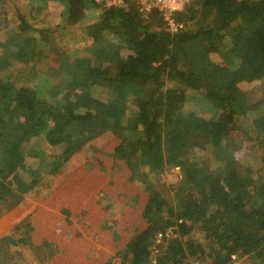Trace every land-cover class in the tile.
Listing matches in <instances>:
<instances>
[{"label": "trees", "instance_id": "obj_1", "mask_svg": "<svg viewBox=\"0 0 264 264\" xmlns=\"http://www.w3.org/2000/svg\"><path fill=\"white\" fill-rule=\"evenodd\" d=\"M21 4L27 14L15 0H0V210L29 182L66 163L92 121L116 126L130 93L137 119L128 125L122 119V133L130 128L138 139L122 141V158L127 180L148 195L143 224L128 226L127 243L116 244L119 264H154V234L173 224L178 230L158 244L157 264H234L239 257L264 264V94L251 102L239 86L264 80V0H192L174 14L184 24L179 31L158 7L145 10L137 0ZM53 8L61 22L89 12L84 22L92 41L61 47L83 37L77 28L70 36L43 37ZM41 43L58 56L43 55ZM53 58L60 70L40 83L44 70L30 67ZM191 90L201 92L213 117L186 108ZM106 95L112 98L104 109L99 100ZM242 148L256 161L242 163L247 154L236 153ZM174 167L180 178L168 182L164 174ZM115 202L108 192L101 206L117 220L125 207L112 208ZM3 224L0 245L8 237ZM90 251H82L81 264L115 263Z\"/></svg>", "mask_w": 264, "mask_h": 264}, {"label": "crops", "instance_id": "obj_2", "mask_svg": "<svg viewBox=\"0 0 264 264\" xmlns=\"http://www.w3.org/2000/svg\"><path fill=\"white\" fill-rule=\"evenodd\" d=\"M117 165L122 179H127L130 169L126 160L118 161L105 175L103 170L99 169L92 177L99 178L101 183L109 181L110 177L106 179L105 176L111 175ZM58 166L60 165L51 168L48 174H45L48 179L42 181L50 180L47 183L50 188L45 191V185L44 191H34L23 196L20 204L10 212L13 215L11 221L1 226L2 232L8 237L6 242L0 245V264H81L82 251L94 254V251H90L93 249L97 250L102 263H105L112 256L106 247L116 248L119 237L124 240L122 246L127 243L122 234L129 228L128 225H122L118 237L116 234L119 223L128 215V207L124 205L122 218L116 220L110 218L106 206H101L102 197L108 192L112 193L117 201L115 192L107 191L96 202L91 201V197L89 199L87 195H81V183L85 180L80 177L78 184L72 182L71 187V170H66L67 166ZM90 181L86 180V184H90ZM68 187L76 192L67 193ZM41 188L42 185H39V189ZM125 197L123 195V199ZM111 207L122 209L120 203ZM23 209L25 211L21 214ZM114 224L116 225L112 227Z\"/></svg>", "mask_w": 264, "mask_h": 264}, {"label": "rangeland", "instance_id": "obj_3", "mask_svg": "<svg viewBox=\"0 0 264 264\" xmlns=\"http://www.w3.org/2000/svg\"><path fill=\"white\" fill-rule=\"evenodd\" d=\"M18 4V8L20 11H24L25 14H27L26 9L23 8V5L21 4L22 0H15ZM139 5H141L140 0H137ZM192 0L189 1V3ZM25 3L27 1H24ZM48 2V1H47ZM90 6L92 4L90 3ZM55 8L51 9L52 12V19L49 21L51 24L50 26H43L44 28H49L51 31L46 32L44 34H41L43 37L47 38L48 35H51L53 39H55V34H62L64 36H70V30L71 28H77L80 29L81 34L83 37L80 38L77 42L73 43L68 38L64 40V46H61L63 48L68 49L70 46H79L88 44L92 41L90 37L86 35V26H85V20H88L91 15H88L89 12H85L77 22L71 23L70 20H62L61 18H58L56 16ZM58 12V11H57ZM59 23V24H58ZM85 35V36H84ZM69 41V42H68ZM42 47L40 49L42 50L43 55H49L56 51L55 49H52L51 51L49 48L44 46L43 43H41ZM49 47V46H48ZM41 50H37L38 57L41 54ZM52 57L56 58L58 55L53 53L51 55ZM51 61V63L45 65L43 62H37L34 63L31 67L38 68L40 70H44V73L40 75L39 82L41 83L42 80L50 79L49 74L50 71L52 72H58L61 68V62L60 60H54ZM48 70V71H46ZM38 82V81H37ZM38 82V83H39ZM242 91L249 92L248 100L249 101H257L263 94H264V80H254V81H242L239 84ZM189 92V97L186 102V108L189 110L197 111L199 114H201L204 117H213L215 110L211 108V105L208 104V101L205 99L203 95H201V92L198 90H191ZM133 95L129 93L128 101H127V108H126V114H124L122 118V111H119L117 114H120L119 116H116L114 120L118 123L116 126H110L108 124H103L101 122L92 121L91 126L89 127V130L86 131L85 136V143L76 145L74 144L71 148H75L72 156L67 160V164H59L58 167L67 166L65 169L71 170V178H70V186H72V182L74 184H78V179L81 177V179H84L85 182L81 183L82 186V193L81 195H87V197H91V201L96 202L99 197H101L104 193L107 191L115 192L117 202L121 205L124 204L128 207L127 212L128 215L125 216L124 221L119 223V230L117 231L116 237H118V234L120 233V230L122 229V225L130 226V225H142L143 224V210L141 209V206H143L147 201V192L144 190L143 186L136 182L132 183L126 178L122 179V174L117 171L119 165H117L116 169L114 170V174L107 175L105 178L110 177V180H105L104 183H101L100 179L93 178L92 175L96 172H93V170L98 171L101 167L106 168V170L102 168V173L105 175V172H108L109 169L113 168L118 161L124 159L122 158V141L126 140L127 144L130 142L129 140L132 139L136 141L138 139V133L134 132L132 129L128 128L130 132L122 133V119L125 120L126 124L128 125L129 122L135 121L137 119V107L132 99ZM112 98V95H106L103 96L99 101L100 103L103 102V105L106 107H103L106 109L109 104L111 105L110 99ZM93 110V109H92ZM95 114V112H93ZM88 125V124H87ZM87 125L84 126V128H81L82 131H84L87 127ZM140 128V124L137 126ZM75 134V132H73ZM125 134V136H123ZM126 137V138H125ZM68 147V145H66ZM78 146V147H77ZM81 146V147H80ZM244 148V147H243ZM239 149L238 152H236L239 156L244 153L247 154V156H244L241 158V162L246 163H252L256 161V157H254L253 152H248L245 149ZM246 150V151H245ZM50 159V158H49ZM48 161V160H47ZM50 161V160H49ZM48 161V162H49ZM88 162H92L94 164V168L88 170L90 167L87 166ZM127 162V161H126ZM56 166V165H55ZM54 166V167H55ZM74 166V167H73ZM73 167V168H72ZM176 171L169 170L165 172V177L168 182H175L180 178L181 170L175 169ZM93 172V173H92ZM48 173H46L47 175ZM73 174V175H72ZM163 175V176H164ZM73 176V177H72ZM96 177V176H95ZM45 175L41 178H38L36 180H33L28 183V185L19 192L18 197H16L15 200H12L11 204L7 207L5 205L0 210V223L4 222V225H6L9 221H11L12 214L10 212L18 205L20 202L24 199L23 196H26L27 194L31 193V191L41 192L44 191V186L46 185L45 191L50 187V184H47L49 181L42 182L48 178H46ZM90 179V184H86V180ZM109 182V183H108ZM43 183V184H42ZM101 183V184H100ZM85 184V185H83ZM39 185H42V188L39 189ZM68 187L67 193L72 194V192H76L74 190H71L72 188ZM76 187V186H75ZM79 188V187H78ZM112 189V190H111ZM71 190V191H70ZM80 191V190H79ZM126 193V194H123ZM123 195L126 197L123 199ZM94 199V200H93ZM129 206H128V204ZM3 230V229H2ZM1 230V231H2ZM117 243H120L122 247V243L124 240L120 238ZM107 251L112 255L111 257H116L114 260V264H119V257H118V249L113 247H106ZM237 259V258H236ZM242 257H239L234 264H244L247 263L244 261Z\"/></svg>", "mask_w": 264, "mask_h": 264}, {"label": "built area", "instance_id": "obj_4", "mask_svg": "<svg viewBox=\"0 0 264 264\" xmlns=\"http://www.w3.org/2000/svg\"><path fill=\"white\" fill-rule=\"evenodd\" d=\"M189 1L190 0H140L142 5L141 7H143L145 10L151 9L153 7H158L160 10H162L166 21L173 31H179L184 27L183 22L178 21L174 17V14L183 10ZM106 2L110 4L111 0H106ZM175 169L180 171L179 167H174L173 170L176 171ZM179 222H182V220H179ZM176 230H178V226L173 224L167 227L165 230H159L154 234L153 241L155 242L151 247V258L154 264L158 263V244L164 240H167L169 237H172L176 233ZM188 264H202V262L200 259H192Z\"/></svg>", "mask_w": 264, "mask_h": 264}]
</instances>
